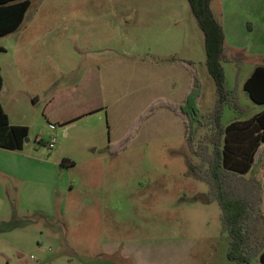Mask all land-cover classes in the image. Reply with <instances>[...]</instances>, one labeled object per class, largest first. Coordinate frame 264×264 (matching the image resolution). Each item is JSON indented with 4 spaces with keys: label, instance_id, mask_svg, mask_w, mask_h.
<instances>
[{
    "label": "rangeland",
    "instance_id": "1",
    "mask_svg": "<svg viewBox=\"0 0 264 264\" xmlns=\"http://www.w3.org/2000/svg\"><path fill=\"white\" fill-rule=\"evenodd\" d=\"M31 2L24 27L0 37V67L8 89L0 103L12 125L29 128L28 141L22 150L0 148V240L7 236L8 244L20 249L11 254L10 263L130 264L120 255H105L102 249L106 240L129 239L161 242L165 255L162 259L170 264H239L229 258L231 236L224 225L222 207L218 201H206L210 185L191 174L201 159L190 149L179 116L166 109L158 111L131 138L130 130L152 103L149 98L153 96L139 101L136 97L144 94L122 93L119 98L131 99L128 109H104L68 127L52 126L44 115L51 94H42L39 100L31 94L42 89V82L29 72L18 74L8 68L14 61L17 41L27 37L25 51H30L25 52L26 56L33 54L41 61L43 53L55 49L53 92L79 86L89 69L109 59L107 52L96 56L83 50L84 34L110 36L113 38L109 44L124 41L135 55L133 68L124 77L118 75L115 79L120 89L131 80L137 89L138 85L153 88L158 83L157 77L141 63L147 62V58H157L154 57L157 49L165 50L174 54L177 66L187 75L188 65L196 70L202 85L199 106L203 114H209L217 106V85L207 66L204 32L188 0ZM222 2L213 0L211 4L221 23ZM242 24L238 20L234 23L235 40L255 46L257 36ZM36 25L49 26L42 29ZM93 25L108 26L110 30L107 34L102 29L92 30ZM110 32L115 34L112 36ZM47 37H54V46H43L37 40ZM156 42L158 48L154 46ZM105 43L108 42L103 39ZM144 44L150 45L152 51L148 52ZM243 48H226L225 54L236 61L222 62L226 88L237 102L221 108L220 121L224 126L248 120L263 109L244 90L255 65L263 61H251L247 57L249 47ZM245 57L248 60H243ZM29 67L27 62L23 71ZM108 82L102 79L105 95ZM16 88L22 91L16 94L12 91ZM123 103L124 99L118 106ZM68 105L74 108V100ZM211 129L213 126L200 128L195 146H202V136ZM52 138L58 141L53 149L49 147ZM124 145V150L110 152L111 146ZM263 159L264 152L250 174L240 177L236 185L238 191L255 196L249 214L255 228L252 244H260L261 249H264ZM31 204L33 209L29 207ZM48 204L54 212L53 220L43 218L36 209V205ZM149 257L150 261L155 259L153 254ZM249 264H260L259 255Z\"/></svg>",
    "mask_w": 264,
    "mask_h": 264
},
{
    "label": "trees",
    "instance_id": "2",
    "mask_svg": "<svg viewBox=\"0 0 264 264\" xmlns=\"http://www.w3.org/2000/svg\"><path fill=\"white\" fill-rule=\"evenodd\" d=\"M213 0H188L191 11L205 35L207 66L217 85V106L209 114H203L199 106L202 85L196 70L191 66L192 84L183 103L166 99L153 102L137 119L128 136L134 138L136 130L160 109H167L182 118L186 128V141L193 154L201 159L192 175L210 185L206 201H218L224 211V225L230 233L229 258L239 264H249L258 254L264 264V249L253 237L254 222H250L255 196L251 192L238 191L240 177L250 174L264 152V111L244 122L235 121L224 126L220 121L221 108L235 102L232 92L226 88L223 60L226 52L225 33L221 22L212 11ZM31 0H0V37L17 32L24 27ZM247 59L246 57L243 60ZM248 60V59H247ZM4 80L0 71V93ZM248 97L257 105L264 106V66H257L244 84ZM237 105V104H236ZM213 126L204 134L202 146H195L200 128ZM29 136V128L10 123L8 114L0 103V148L22 150ZM124 146H111L110 152L124 150ZM264 160V159H263ZM264 168V164H263ZM254 228V229H253Z\"/></svg>",
    "mask_w": 264,
    "mask_h": 264
},
{
    "label": "crops",
    "instance_id": "3",
    "mask_svg": "<svg viewBox=\"0 0 264 264\" xmlns=\"http://www.w3.org/2000/svg\"><path fill=\"white\" fill-rule=\"evenodd\" d=\"M263 5H264V0H258V1L257 0H223L222 2V11L220 14L223 18V22L221 24L223 26V30L225 33L226 48L234 50L235 48L245 49L243 47H249L248 49L249 54H247V57L251 58L252 59L251 61H255V59H261L264 62V6ZM237 20L238 23L240 24L244 22L245 26H247V28L252 33V35H254V37L257 36L255 46L252 45L250 46L235 40L232 29L234 28L233 27L235 26L234 23ZM38 26L43 29V27L49 25H36L37 28ZM87 26L88 25H84V29L87 28ZM33 28L34 27H32V29ZM96 28L97 31L102 29V31L106 34L110 30L108 26H104V25H93L92 30ZM28 34L29 33H27V35ZM109 34L113 36V34L115 33L110 32ZM32 35L33 32L30 33V37ZM86 35L87 34H84L83 37L84 38L83 41L85 45L83 50H87L91 55L94 54L96 56L103 54L104 52H107L109 55L108 57L109 59L105 63L99 64L96 68L89 69L84 81L79 86H73L67 89H63L62 91L59 92H53L52 89L55 80V60H56L55 49L53 48L50 51V53L49 52L43 53L41 61H39V58L34 56L33 54L30 56H26L25 52L30 51V50L25 51L27 47L25 46L24 43L27 42V37H24L23 39H19L17 41L16 49L14 52V61L8 65V68L10 70H15L18 74H21L23 72H29L35 78L36 81L40 80L42 82L43 87L41 90H35V91L33 90L31 92L32 96H35L37 100L41 98L42 94H46V95L51 94L49 100L46 102L44 109L45 118L50 123V125L52 126L64 125L68 127L74 124V122H76L77 120L82 119L83 117H86L93 113L102 111L104 109H106L107 111L113 108L114 110L128 109L131 99L125 100L126 97L119 98V95H121L122 93H126L127 95H131L134 93L144 94L142 96L136 97V99H139V101H144L145 99L147 100L149 97L153 96V98H149L152 99V103L153 101L155 102L160 99H166L176 103L184 102L186 94L192 84V74L188 71L189 75H187V73H184L182 71V68L179 67V65L177 66L178 62L173 57L174 54L167 53L165 52V50H160V49L156 50L157 42L154 44V46H156L154 47L156 50L154 57H157L158 59L155 58L154 60H149V58H147V62H142L141 66L146 64L147 68H149L155 73L158 83L154 85L153 88L146 87V89L144 86L138 85L139 88L137 89L135 88V85H133L131 80L130 82H127L124 85L123 89H120L116 85L117 81L115 79L118 77V75L124 77V75L128 74V72L133 68L132 64L135 63V59H134L135 55L132 52V48L126 46L124 44V41H119V40H117L114 45L109 44L111 43L113 38L110 36H106V37L104 35L97 36V34L94 33H92L89 37H86ZM102 36L103 39H106V41L108 42L105 43L107 44L106 46H104L105 44L103 45ZM37 40L41 41L43 43V46H50V45L54 46L56 42L54 37H47L45 39L37 38ZM144 45L146 46V48H148L147 49L148 52L152 51V48H149L150 45L147 44ZM1 50L6 51V48H1ZM61 58L62 57L59 58L60 65H62L60 60ZM27 62H30V67L26 68V70L23 71V67L25 66V64L27 65ZM263 62L262 64L255 65L254 69L257 66H264ZM0 71L2 75L1 67H0ZM142 71L140 73H142ZM103 78L109 81L107 85L106 95L102 87ZM3 80H4V85L0 93V98L5 92H8V89L6 88L5 79L3 78ZM139 81L142 82V76L139 77ZM49 85L51 86L48 87ZM16 89L18 91L12 90L16 94H18L19 91H22L19 88ZM123 99H124V103L120 105L121 107L118 106V104H120V101H123ZM71 100H74L75 102L74 108L68 105L69 101ZM152 103H150V105ZM262 107L263 109L259 111L256 115L264 111V106ZM162 110L163 109H160L159 111ZM157 113L155 115H157ZM155 115H153L150 118L152 119ZM248 120H243L240 122H244ZM15 125L23 126V124L21 125L15 124ZM29 207L30 208L32 207L31 209H33L34 206H32L31 204L29 205ZM36 209H39V211L42 212L43 218L49 220L54 219V212L53 210H51L49 204L42 206L36 205ZM18 235L22 236V233H19ZM51 237H52L51 240H54L52 235ZM6 238L7 236H5V238L0 240L1 242L0 264H11L10 263L12 257L11 254L20 251V249L17 247L14 246L11 247L7 242L8 238L7 239ZM160 247H162L161 242H153L149 240L137 241V240H129V239L125 241H119L113 239L106 240L102 245L103 253L105 255L109 257L120 255L130 264H170L169 262L166 263L165 262L166 260L162 259L165 255H164V251H161L163 250V248ZM40 251L42 254L45 253L43 249H40ZM151 254H153L155 258L152 259V261H150V257H149Z\"/></svg>",
    "mask_w": 264,
    "mask_h": 264
},
{
    "label": "built area",
    "instance_id": "4",
    "mask_svg": "<svg viewBox=\"0 0 264 264\" xmlns=\"http://www.w3.org/2000/svg\"><path fill=\"white\" fill-rule=\"evenodd\" d=\"M57 143H58L57 139L56 138H52L51 141L49 142V147L51 149H53L56 146Z\"/></svg>",
    "mask_w": 264,
    "mask_h": 264
},
{
    "label": "water",
    "instance_id": "5",
    "mask_svg": "<svg viewBox=\"0 0 264 264\" xmlns=\"http://www.w3.org/2000/svg\"><path fill=\"white\" fill-rule=\"evenodd\" d=\"M27 141H28V139H27Z\"/></svg>",
    "mask_w": 264,
    "mask_h": 264
}]
</instances>
